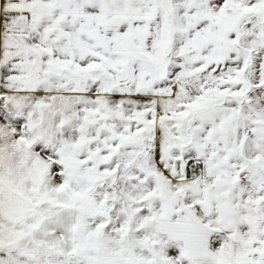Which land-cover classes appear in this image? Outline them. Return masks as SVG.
I'll use <instances>...</instances> for the list:
<instances>
[{"label": "snow or ice", "instance_id": "obj_1", "mask_svg": "<svg viewBox=\"0 0 264 264\" xmlns=\"http://www.w3.org/2000/svg\"><path fill=\"white\" fill-rule=\"evenodd\" d=\"M0 264H264V0H0Z\"/></svg>", "mask_w": 264, "mask_h": 264}]
</instances>
